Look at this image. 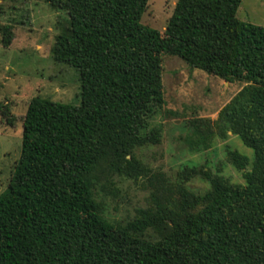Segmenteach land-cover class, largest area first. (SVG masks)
<instances>
[{
  "label": "trees",
  "instance_id": "1",
  "mask_svg": "<svg viewBox=\"0 0 264 264\" xmlns=\"http://www.w3.org/2000/svg\"><path fill=\"white\" fill-rule=\"evenodd\" d=\"M67 13L51 47L79 74V105L37 95L22 123L21 157L0 193V264H264V26L241 20L242 0H178L164 33L142 22L149 0H43ZM1 43L12 44L10 23ZM162 54L245 85L216 122L190 121L183 140L207 150L228 132L234 183L206 166L172 176L137 150L161 143ZM9 106L0 115L14 124ZM116 178L146 180L133 218L111 222L95 193ZM200 178L203 192L186 183Z\"/></svg>",
  "mask_w": 264,
  "mask_h": 264
},
{
  "label": "rangeland",
  "instance_id": "2",
  "mask_svg": "<svg viewBox=\"0 0 264 264\" xmlns=\"http://www.w3.org/2000/svg\"><path fill=\"white\" fill-rule=\"evenodd\" d=\"M178 0H149L142 17L145 25L164 33ZM241 20L264 26V0H242L237 10ZM67 13L51 7L43 0H0V25L10 23L14 38L9 47L1 43L0 32V103L9 106L14 124L0 115V193L21 157L22 123L29 101L37 96L79 105L78 72L51 55L60 23ZM60 22V23H59ZM162 79L165 105L154 123L162 126L161 143L137 150L149 166L173 176L183 165L206 166L234 183H244L242 173L227 159V148L248 155L254 152L241 139L228 132L217 137L207 150H190L183 138L190 121L203 119L216 122L222 109L245 85L228 82L197 68H190L176 56L162 54ZM196 192L209 188V183L195 178L186 183ZM95 187L96 197L104 207L103 215L111 222L133 218L136 208L145 207L150 195L146 180L116 178V185L103 194Z\"/></svg>",
  "mask_w": 264,
  "mask_h": 264
}]
</instances>
